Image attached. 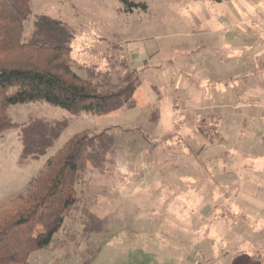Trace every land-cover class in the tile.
Listing matches in <instances>:
<instances>
[{
	"label": "rangeland",
	"instance_id": "rangeland-1",
	"mask_svg": "<svg viewBox=\"0 0 264 264\" xmlns=\"http://www.w3.org/2000/svg\"><path fill=\"white\" fill-rule=\"evenodd\" d=\"M129 1L146 9L30 0L25 37L33 16L59 19L74 30V59L106 64L102 57L120 45L142 86L135 109L104 117L48 104L9 108L17 127L0 137V205L73 135L108 129L117 141L114 175L87 176L77 191L110 220L109 231L88 241L80 217L67 219L58 236L65 245L33 253L32 264H82L93 245L101 248L93 264H253L264 258V0ZM32 119L69 125L44 157L20 166L21 127ZM215 124L223 140L210 144L200 131ZM220 206L235 214L234 228L216 221Z\"/></svg>",
	"mask_w": 264,
	"mask_h": 264
},
{
	"label": "trees",
	"instance_id": "trees-1",
	"mask_svg": "<svg viewBox=\"0 0 264 264\" xmlns=\"http://www.w3.org/2000/svg\"><path fill=\"white\" fill-rule=\"evenodd\" d=\"M119 1L127 12L146 9L145 4ZM201 1L218 4L231 0ZM31 17L30 0H0V137L17 127L8 113L15 106L48 104L72 115L96 117L136 108L141 73L128 64L120 45H113L102 57L106 64L83 65L73 58L75 33L70 25L36 15L31 33L25 37ZM68 125L66 120L32 119L22 126L18 165L44 157ZM211 130L200 131L210 144L216 138L223 140L217 124ZM116 147V137L108 129L81 131L46 161L23 193L0 205V264H32L33 253L62 247L65 244L58 236L65 221L77 215L84 239L90 241L109 231L110 220L92 213L77 187L86 183L87 176L88 182L113 177ZM217 210L216 221L224 222L227 230L234 228L235 214L224 206ZM100 251L91 246L83 253L82 264H93ZM263 261L260 254L252 258L253 264Z\"/></svg>",
	"mask_w": 264,
	"mask_h": 264
}]
</instances>
